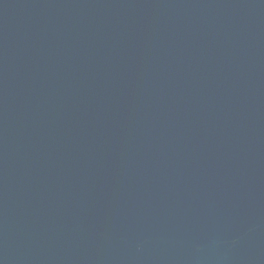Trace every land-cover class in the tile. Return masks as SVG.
I'll use <instances>...</instances> for the list:
<instances>
[{"label":"water","instance_id":"water-1","mask_svg":"<svg viewBox=\"0 0 264 264\" xmlns=\"http://www.w3.org/2000/svg\"><path fill=\"white\" fill-rule=\"evenodd\" d=\"M0 264H264V0H0Z\"/></svg>","mask_w":264,"mask_h":264}]
</instances>
